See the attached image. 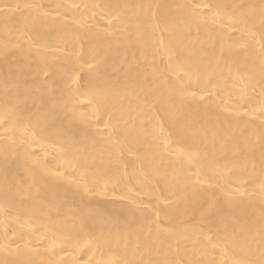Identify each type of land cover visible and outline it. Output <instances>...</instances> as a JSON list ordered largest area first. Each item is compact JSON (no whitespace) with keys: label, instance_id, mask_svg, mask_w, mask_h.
Here are the masks:
<instances>
[{"label":"bare ground","instance_id":"1","mask_svg":"<svg viewBox=\"0 0 264 264\" xmlns=\"http://www.w3.org/2000/svg\"><path fill=\"white\" fill-rule=\"evenodd\" d=\"M0 264H264V0H0Z\"/></svg>","mask_w":264,"mask_h":264}]
</instances>
